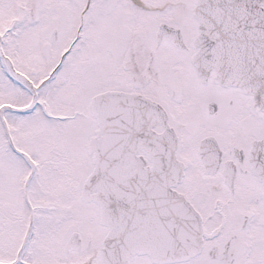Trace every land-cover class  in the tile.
Listing matches in <instances>:
<instances>
[{
    "label": "snow or ice",
    "instance_id": "1",
    "mask_svg": "<svg viewBox=\"0 0 264 264\" xmlns=\"http://www.w3.org/2000/svg\"><path fill=\"white\" fill-rule=\"evenodd\" d=\"M0 264H264V0H0Z\"/></svg>",
    "mask_w": 264,
    "mask_h": 264
}]
</instances>
